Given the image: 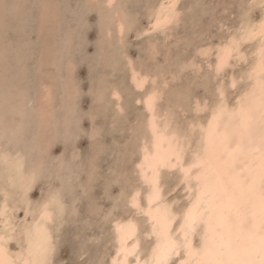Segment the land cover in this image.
Returning a JSON list of instances; mask_svg holds the SVG:
<instances>
[{"label":"snow or ice","instance_id":"1","mask_svg":"<svg viewBox=\"0 0 264 264\" xmlns=\"http://www.w3.org/2000/svg\"><path fill=\"white\" fill-rule=\"evenodd\" d=\"M178 5L179 0L149 4L143 30L139 14L133 24L126 5H119L120 42L126 43L127 32H136L135 40L146 42L137 51L155 53L152 40L166 37L180 22ZM9 7L4 4L5 10ZM88 7L111 10L118 6L115 0H106ZM240 9V28L224 31L221 25V32L212 37L219 44L209 41L207 48L189 44L185 49L192 61L181 71L195 68L198 59L207 65V98L190 102L182 122L174 115H157L156 102L167 82L161 86L158 77L146 72L140 55L133 53L135 59L126 55L131 83L126 77L124 88L149 93L136 104L145 105L150 135L133 154L140 159L138 164L125 158L122 165L110 169L100 200L109 201L111 207L89 198L86 219H82L72 187L74 177L64 175L63 168L36 166L28 154L16 151L12 141L0 148V169L10 179L28 188L48 183L47 194L42 189L37 200L39 220L33 213L30 225L26 214L11 235L7 228L0 229V264H264V0H250ZM257 12L260 19L253 23ZM192 48L198 51L193 53ZM107 104L123 113V92L114 90ZM77 115L91 122L84 134L94 141L98 130L93 110ZM112 127H118L115 120ZM95 175L92 161L89 183L95 182ZM80 186L87 188L82 180ZM117 187L120 191L113 197ZM5 214L0 212V219ZM72 223L82 225L86 238L75 259L61 260L57 241L65 225ZM16 232L26 238L28 247L25 251V240L19 239L21 252L13 257L6 244Z\"/></svg>","mask_w":264,"mask_h":264},{"label":"rangeland","instance_id":"2","mask_svg":"<svg viewBox=\"0 0 264 264\" xmlns=\"http://www.w3.org/2000/svg\"><path fill=\"white\" fill-rule=\"evenodd\" d=\"M42 1L44 0H0V38H2L0 39V43L2 42L0 44V117L4 116L1 117L2 119L0 118V128L4 130L3 134L0 135V144H2L0 148L8 144L9 141L13 140L14 143V140H16V149H23L25 154L30 155L31 159H34L33 163L36 166L45 167L44 169H50L51 167V169L57 171L61 167L69 168L65 170L67 173L63 172V174L66 176L71 174L70 176L75 178V183L72 187L75 188L78 198L77 211L81 213V217L83 216L82 219H86L85 214L89 198L98 200L105 207H111L109 201L100 200V197L104 195L105 185L108 183L110 169H116L118 163L122 165L125 158L132 161L137 157L133 154L137 152V143L140 137V128L138 126L142 121V114L140 113L141 106L137 105L135 101L136 96L139 94L135 90L127 91L124 88L126 77L127 83L130 85L129 72L126 71L125 64L127 63L126 55L131 59L136 58L133 53L140 55L145 63L146 70H154L155 68L159 70L160 68V71L168 75L172 69L175 72V74L173 73L174 77H166L167 84H169L168 98L165 94L160 103L163 106L168 100H173V97L169 98L171 91L176 93L187 88V93L190 96L188 100V95L186 96L185 103L188 105L185 104V107L188 109L191 97L194 94L198 97L205 95L204 78L207 76L205 74L207 65L200 66L205 69L203 74L201 68L198 70L196 68H188L181 71V67L185 65L183 63L192 58V55L186 54L185 49L189 44L200 45L215 41L212 40V37L217 36L221 32V25H223L224 31L232 29L241 17L240 5L250 2V0H179L178 8L182 13L180 22L169 31L166 37L159 35L152 40V45L156 50L155 53H140L137 51L138 47L141 44H146V42L143 40L136 41V32H127L125 34V44L120 42V37L115 33H112L111 36H105L103 26H101V11L100 9L88 7L92 5L89 0L53 1V5H56L57 16L47 21L46 24H43V20L42 22L40 20L43 12L42 10L40 11ZM156 2L158 0H117L116 3L118 7L121 4L126 5V11L130 15L133 24H135L137 14H139V23L141 30H143L147 24V6ZM5 3L12 7L5 10ZM258 15L259 13L257 12L253 17L255 18ZM210 23L212 24L211 28L208 27ZM43 26L44 29L41 28ZM23 44L24 46H22ZM128 44H131V46L128 47ZM192 49L191 52L195 53L194 51L197 48ZM102 55H104V58ZM197 61L199 62V59ZM68 64L70 65L69 68ZM152 67L153 69H151ZM46 79L47 81H45ZM46 82L51 86V101L49 100L48 103H44L46 101L40 97L41 85ZM113 88L123 92L122 107L124 112L121 114L117 113L115 106L110 107L107 104V101L112 99L111 90ZM17 92L22 94L18 93L19 95L17 96L15 94ZM8 95L12 98L14 97V99L8 98ZM15 99H20L22 104ZM136 105L140 107L139 110ZM16 106H18V109ZM9 109L11 110L9 111ZM90 109L93 110L97 120L96 127L98 132L94 141L90 139L89 135L84 134L85 129L91 128V122L81 120L77 115L78 113L88 112ZM21 110H24V113ZM183 112H181L182 114L177 113L179 117L182 115L180 117L182 120L185 115ZM5 113L6 115H2ZM40 118H44V127L39 126ZM114 120L118 125L116 129L112 127ZM19 125L21 126L19 127ZM9 127L11 130H9ZM14 127L15 129L12 131ZM23 128L24 130H22ZM26 131L28 135H24ZM6 133H8V136L10 134L9 139ZM20 136L21 138H19ZM63 158H66L67 164ZM92 161H95L96 175L95 182L89 183ZM132 167L134 165L130 164L128 166L129 169ZM65 168H63V171ZM81 180L87 184L86 189L80 186ZM2 185L4 183L0 180V187ZM56 187H60L58 181L56 182ZM42 189L46 194L48 191L47 181L27 188L26 195L27 200L29 199L28 202L31 204H29L30 207L37 204L38 198L41 197ZM10 190V194L15 190L17 191L9 196L8 204L11 205L9 219L12 220L10 216L14 215L16 217L15 221L20 222L23 219L22 214L25 203L22 200L23 197L19 189L10 188ZM119 191L118 187L115 188L112 192L113 197ZM16 194H18V197ZM1 195L2 191L0 192V198ZM80 197H83V200H79ZM71 202L72 199L70 197L67 203L71 204ZM19 206L20 209L18 208ZM13 211L15 212L13 213ZM91 234L92 230L89 232V235ZM95 235L99 236L98 230H95ZM85 238L82 225L75 223L65 225L57 241L59 259H75V254L79 253ZM10 246L15 249L17 240H12ZM96 250V246L93 245L92 251L95 252ZM99 251L103 252V243L99 246Z\"/></svg>","mask_w":264,"mask_h":264},{"label":"bare ground","instance_id":"3","mask_svg":"<svg viewBox=\"0 0 264 264\" xmlns=\"http://www.w3.org/2000/svg\"><path fill=\"white\" fill-rule=\"evenodd\" d=\"M53 1H55V0H44V1H42V7H41V9H40V11L42 10L43 12H42V18L40 19L41 20V22H42V20H43V24L45 23L46 24V22L47 21H49L50 19H52L53 17H55V16H57V12L55 11L56 10V5H53L54 3H53ZM90 1V3L92 4V5H99V4H102V3H105L106 2V0H89ZM39 2V1H38ZM57 2V1H56ZM117 2V0H115V3ZM40 3V2H39ZM38 3V4H39ZM157 3V2H156ZM82 4V3H81ZM117 4V3H116ZM39 5H41V4H39ZM79 6V5H78ZM86 6V5H85ZM118 6V5H117ZM145 6V5H144ZM70 7V6H69ZM18 8V7H17ZM33 8V7H32ZM132 8V7H131ZM39 9V8H38ZM67 9V8H66ZM82 9V8H81ZM89 11V10H88ZM101 11V26H103V33H104V35L105 36H109V33H115L118 37H120L119 36V19H118V17H117V12L118 11H120V9H119V7H117V8H115V9H111V10H108V9H103V10H100ZM129 11V10H128ZM178 11L180 12V9L178 8ZM25 15V14H24ZM62 15V14H61ZM14 16V15H13ZM12 16V17H13ZM11 17V18H12ZM147 17V16H146ZM38 19V18H37ZM259 19H260V16L258 15L257 17H253V23H256V22H258L259 21ZM39 20V21H40ZM147 20V19H146ZM229 20V19H228ZM38 21V22H39ZM8 22V21H7ZM13 22V21H12ZM19 22V21H18ZM31 22V21H30ZM133 22V21H132ZM214 22V21H213ZM40 23V22H39ZM54 23V22H53ZM147 23H148V21H147ZM241 23H242V20H241V17H240V19H239V21L237 22V24L232 28V30H237V29H239L240 28V26H241ZM219 24V23H218ZM227 24V23H226ZM14 25H15V23H14ZM40 25V24H39ZM198 25V24H197ZM42 26V25H41ZM227 26V25H226ZM145 27H147V24H146V26ZM232 27V26H231ZM42 29H44V26L43 27H41ZM224 28V27H223ZM228 28V27H227ZM19 29V28H18ZM47 29H49V28H47ZM226 29V28H225ZM172 30V29H171ZM13 31V30H12ZM48 32V31H47ZM71 34V33H70ZM100 34V33H99ZM43 36V35H42ZM1 37V36H0ZM170 37V36H169ZM69 38V37H68ZM107 38V37H106ZM114 38V37H113ZM0 39H2V38H0ZM4 39V38H3ZM40 39V38H39ZM119 39V38H118ZM170 39V38H169ZM8 40V39H7ZM2 41V40H1ZM11 41V40H10ZM167 41V40H166ZM213 44H219L220 43V40L219 39H217V40H215V41H211ZM2 43V42H1ZM0 43V44H1ZM4 43V42H3ZM71 43V42H70ZM66 44V43H65ZM69 45V44H68ZM71 45V44H70ZM13 46V45H12ZM22 46H24V44L22 45ZM109 46V45H108ZM210 46V44L207 42V43H203V44H200L199 45V47H201V48H207V47H209ZM4 47H5V45H4ZM9 47V46H8ZM68 47V46H67ZM71 47V46H70ZM120 47H122V46H120ZM154 47V46H153ZM40 48V47H39ZM155 48V47H154ZM4 49V48H3ZM70 50V49H69ZM112 50V49H111ZM192 50H194V49H192ZM255 49H253V51H254ZM5 51V50H4ZM7 51V50H6ZM54 51V50H53ZM121 51V50H120ZM196 51H198V48L196 49ZM196 51H194V52H196ZM27 53H28V51H26ZM63 52H64V50H63ZM68 52V51H67ZM1 54H3V53H1ZM31 54V53H30ZM43 54V53H42ZM127 54H129V53H127ZM245 54L246 55H250L251 53L250 52H248L247 50H245ZM34 55V54H33ZM51 56V55H50ZM103 56V58H104V55H102ZM129 56H130V54H129ZM168 56V55H167ZM107 57V56H106ZM111 57V56H110ZM185 57V56H184ZM192 57V56H191ZM6 58V57H5ZM8 58V57H7ZM18 58V57H17ZM39 58V57H38ZM38 58H36V59H38ZM102 58V57H101ZM102 58V59H103ZM129 58V57H128ZM148 58V57H147ZM188 58V57H187ZM19 59V58H18ZM49 59V58H48ZM106 59H108V58H106ZM113 59V58H112ZM149 59V58H148ZM167 59V58H166ZM213 59V63L215 62V57H213L212 58ZM72 60V59H71ZM157 60V59H156ZM183 60V59H182ZM3 61H5V60H3ZM69 61V60H68ZM108 61V60H107ZM170 61V60H169ZM168 61V62H169ZM192 61V58L191 59H189L187 62H185V63H183V64H188V63H190ZM37 62V61H36ZM47 62V61H46ZM183 62V61H182ZM61 63V62H60ZM60 63H59V65H60ZM69 63H71V62H69ZM158 63V62H157ZM170 63V62H169ZM126 64V63H125ZM153 64V63H152ZM155 64V63H154ZM195 64H196V69L198 70L199 68H201L200 66H201V64H200V60H199V62L196 60L195 61ZM5 65H7L6 63H5ZM32 65V64H31ZM11 66V65H10ZM69 64H68V68H69ZM203 66V65H202ZM67 67V66H66ZM150 67V66H149ZM182 68V67H181ZM194 68V69H195ZM43 69V68H42ZM63 69V68H62ZM151 69H153V67L151 68ZM163 69H165V68H163ZM8 70H9V68H8ZM139 70V69H138ZM167 70V69H166ZM172 70V69H171ZM171 70L168 72L169 74L168 75H166V74H164V72L163 71H160V68H159V70H156V68L154 69V70H146L145 69V71L147 72V71H151L152 72V75L154 76V77H158L159 78V81H160V84H161V86H163L164 84H165V82H167V79H166V77L168 76V77H174V75H173V73L175 74V72H173V70H172V72H171ZM38 72V71H37ZM58 72V71H57ZM167 72V71H166ZM69 73H70V71H69ZM176 73H178V72H176ZM70 74H72V73H70ZM203 74V73H202ZM206 74V73H205ZM14 75V74H13ZM60 75V74H59ZM232 75V73L231 72H229V76H231ZM176 76V75H175ZM202 76V75H201ZM13 77V76H12ZM61 77V76H60ZM172 77V78H173ZM26 78V77H25ZM200 78H202V77H200ZM9 79V78H8ZM58 79H60V78H58ZM129 80H130V83H131V76H130V72H129ZM45 81H47V79L45 80ZM48 81H49V79H48ZM56 81V80H55ZM3 82H4V80H3ZM51 82V81H50ZM206 82H207V76H205V78H204V85L206 84ZM169 83H172V82H169ZM203 83V82H202ZM13 84V83H12ZM173 84V83H172ZM169 85V84H168ZM203 85V84H202ZM173 86V85H172ZM9 87H10V84H9ZM188 87V86H187ZM201 87V86H200ZM20 88V87H19ZM202 88V87H201ZM1 89V88H0ZM51 86H50V84L49 83H44V84H42L41 85V89H40V93H41V98H42V100H44V101H46V102H44V103H48V101L51 99L50 98V96H51ZM174 89V88H173ZM119 91V90H117L116 88H113L112 90H111V97H112V94H113V91ZM198 90V89H197ZM1 91V90H0ZM10 91V90H9ZM64 91V90H63ZM70 91V90H69ZM151 91V88L149 89V92ZM192 91H193V88H192ZM25 92V91H24ZM167 92H169V90H168V87L167 88H165V89H163V95L161 96V98H159L158 99V101L156 102V112H157V115L159 116V117H164L165 115H168V116H172V115H174L175 116V118H176V120L178 121V122H182L183 120L179 117V114L181 113V112H183V111H185V112H187L186 110H188L189 109V106H188V109H187V107H185V104H187V103H185V99H186V96L188 95V97H187V100H188V98H189V94L187 93V88H186V90H183V91H177L176 93H172V91H171V93H169V98L171 99V97H173V100H168V102L166 103V104H164L163 106H162V104L160 103V100H162V98L165 96V94H166V97L168 96L167 95ZM5 93V92H4ZM22 94V93H20V92H17V93H15V94H17V96L19 95V94ZM204 93H205V91H204ZM8 94V93H7ZM13 94V93H12ZM38 94V93H37ZM68 94V93H67ZM70 94H71V92H70ZM149 93H142V94H139V95H137L136 96V98H135V101L136 100H140V99H143V98H146L147 97V95H148ZM24 95V94H23ZM36 95V94H35ZM66 95V94H65ZM109 95V94H108ZM107 95V96H108ZM192 95V94H191ZM195 95V94H194ZM193 95V97H191V103L192 104H194L195 103V101H196V99H201V101H203V99H206L207 97L205 96V95H203V96H194ZM5 96V95H4ZM7 96V95H6ZM9 96V95H8ZM16 96V97H17ZM184 96V97H183ZM183 97V98H182ZM7 98V97H6ZM8 98H11V99H14V97L12 98V97H8ZM7 98V99H8ZM18 98V97H17ZM22 98H24V97H22ZM27 98V97H26ZM168 98V97H167ZM11 99H9V100H11ZM25 99V98H24ZM29 99V98H28ZM33 99V98H32ZM63 99V98H62ZM9 100H6V101H9ZM15 100H19L18 102L19 103H21L20 101V99H15ZM15 100H13L14 102H15ZM71 100V99H70ZM73 100V99H72ZM134 100V99H133ZM16 101V102H17ZM25 101V100H24ZM29 101V100H28ZM40 101V100H39ZM38 101V102H39ZM51 101V100H50ZM63 101V100H62ZM1 102V101H0ZM24 103V102H23ZM42 103V102H41ZM49 103H51V102H49ZM62 103V102H61ZM60 103V104H61ZM6 104V103H5ZM22 104V103H21ZM38 104V103H37ZM70 104V103H69ZM9 105H11V104H9ZM19 105V104H18ZM26 105V104H25ZM27 105H29V104H27ZM39 105V104H38ZM47 105H49V104H47ZM75 105V104H74ZM188 105V104H187ZM189 105H190V103H189ZM5 106V105H4ZM22 106V105H21ZM37 106V105H36ZM50 106V105H49ZM59 106H61V105H59ZM71 106V105H70ZM137 106V105H136ZM139 106H141V114H142V121H141V123H139V128H140V137L138 138V143H137V151H138V149H139V147H141L142 146V142H143V140H144V137H145V135L147 134V135H150V132H149V130H148V128H147V115H145V112H146V109H145V105H143V104H140ZM139 106H137V107H139ZM8 107V106H7ZM17 107V109H18V106H16ZM20 107V106H19ZM24 107V106H23ZM29 107V106H28ZM38 107V106H37ZM3 108V107H2ZM10 108V107H9ZM27 108V107H26ZM42 108V107H41ZM46 108H47V106H46ZM4 109V108H3ZM2 109V110H3ZM11 109H12V107H11ZM11 109H9V111L11 110ZM16 109V110H17ZM24 109V108H23ZM60 109V108H59ZM63 109V108H62ZM70 109V108H69ZM140 109V107L138 108V110ZM186 109V110H185ZM0 110H1V108H0ZM28 110V109H27ZM33 110V109H32ZM38 110V109H37ZM40 110V109H39ZM42 110H43V108H42ZM61 110V109H60ZM76 110V109H75ZM23 113H24V110H21ZM1 112V111H0ZM43 112V111H42ZM65 112V111H64ZM185 112H183L184 114H185ZM8 113V112H7ZM26 113H28V112H26ZM177 113H179V114H177ZM21 114V113H20ZM55 114V113H54ZM57 114V113H56ZM75 114H76V112H75ZM138 115H139V113H137ZM140 114V115H141ZM182 114V113H181ZM2 115H6V113L5 114H2ZM41 115V114H40ZM39 115V116H40ZM45 115V114H44ZM48 115V114H47ZM63 115V114H62ZM66 115V114H65ZM21 116V115H20ZM42 116V115H41ZM75 116V115H74ZM73 116V117H74ZM1 117H4V116H1ZM0 117V118H1ZM13 117V116H12ZM34 118V117H33ZM58 118V117H57ZM69 118V117H68ZM189 119H191V116H189L188 117ZM2 119V118H1ZM27 119V118H26ZM44 119V118H43ZM42 118H40V122H39V126H41V127H44V125H45V121L43 120ZM141 119V118H140ZM183 119H184V117H183ZM4 121H5V119H3ZM60 120V119H59ZM8 122H9V120H7ZM30 121H32V120H30ZM135 121V120H134ZM139 121V120H138ZM11 122V121H10ZM20 123V122H19ZM32 123V122H31ZM65 123V122H64ZM9 124H11V123H9ZM34 124V123H33ZM47 125V124H46ZM9 126V125H8ZM11 126V125H10ZM21 125H19V127H20ZM163 126V124H161V127ZM7 127V126H6ZM16 127V126H15ZM15 127L13 128V130L12 131H14V129H15ZM28 128V127H27ZM47 129V128H46ZM70 129V128H69ZM138 129V128H137ZM9 130H11L10 129V127H9ZM21 130V129H20ZM19 130V131H20ZM22 130H24V128L22 129ZM26 130H28V129H26ZM3 128L1 129L0 128V135L1 134H3ZM29 131V130H28ZM33 131V130H32ZM46 131V130H45ZM10 132V131H9ZM21 132V131H20ZM135 132H138V131H135ZM17 133V132H16ZM7 134V136H8V133H6ZM136 134V133H135ZM139 134V133H138ZM24 135H28L27 134V131H26V134H24ZM68 135V134H67ZM2 136H5V135H2ZM11 136H13V135H11ZM14 137H15V135H14ZM27 137V136H26ZM5 138H7L6 136H5ZM10 138V134H9V136H8V139ZM16 138V137H15ZM19 138H21V136L19 137ZM18 138V139H19ZM136 138H137V136H136ZM30 139V138H29ZM1 140V139H0ZM12 140V139H11ZM19 140H21V139H19ZM25 140H27V139H25ZM8 141V140H7ZM15 142V144H16V140H14ZM28 141V140H27ZM12 142H13V140H12ZM30 142V141H29ZM23 144V143H22ZM0 145H2V144H0ZM18 145H19V143H18ZM135 145V144H134ZM20 147V146H19ZM44 147V146H43ZM25 149V148H24ZM28 150V149H27ZM26 150V151H27ZM16 151H18V152H20V154L21 155H24L25 153H24V150L22 149H16ZM29 151V150H28ZM39 151H41L40 149H39ZM29 153V152H28ZM34 153H35V151H34ZM44 154V153H43ZM32 155V154H31ZM42 155V154H41ZM30 156V155H29ZM37 157V156H36ZM39 157V156H38ZM41 159H42V157H41ZM56 159V158H55ZM64 159V158H63ZM34 159H32V161H33ZM65 161H66V158L64 159ZM50 161V160H49ZM48 161V162H49ZM44 162V161H43ZM51 162V161H50ZM63 162V161H62ZM140 162V159L138 158V157H136V159H135V163H139ZM65 163V162H64ZM52 164H53V161H52ZM62 164V163H61ZM60 164V165H61ZM66 164H67V161H66ZM68 164H69V162H68ZM59 165V166H60ZM53 166H54V164H53ZM63 166V165H62ZM64 166H65V164H64ZM70 166V165H69ZM41 167V166H40ZM49 167V166H48ZM61 167V166H60ZM59 167V168H60ZM45 168V167H44ZM59 168H57V169H59ZM62 168V167H61ZM60 168V169H61ZM63 168H65V167H63ZM50 169H51V167H50ZM59 169V170H60ZM67 169V167L64 169V173L66 174L67 173V171H65ZM69 169V168H68ZM67 169V170H68ZM58 170V171H59ZM74 172V171H73ZM69 173V172H68ZM73 174V173H72ZM71 175V174H70ZM69 175V176H70ZM0 180H1V182L2 183H4V185H2V187H0V192L2 191V195H1V198H0V212H2V211H6V214L5 215H3V217H2V219H0V229H3V228H7L8 229V231H9V234L11 235V232H12V229H14V228H18L20 225H21V223L25 220V217H26V214H27V220H28V223L31 225V224H33L34 223V217H33V213H36V216H35V220H39V214H38V207H39V205L38 204H35L34 206H32V207H30L29 206V202H28V200H27V195H26V190H27V186H22L20 183H18L16 180H14V179H10L4 172H3V170L2 169H0ZM77 180V179H76ZM73 186V185H72ZM10 188H17V189H19L20 190V192H21V194H22V197H23V202L25 203V205H24V210H23V219L20 221V222H16L15 221V216L14 215H11L10 217L12 218V220L11 219H9V213H10V206L11 205H9L8 204V202H9V196L11 195V194H13V193H15V191H17V190H15V191H13L11 194H10V192H11V190H10ZM30 190V189H29ZM45 190V189H44ZM30 192V191H29ZM29 192H27V193H29ZM81 193V192H80ZM19 194V193H18ZM18 194H16L17 195V197H18ZM47 194V193H46ZM81 195V194H80ZM21 197V196H20ZM29 197V196H28ZM16 200H17V198H16ZM80 200V199H79ZM82 200H83V198H82ZM13 201V200H12ZM11 201V202H12ZM11 202H10V204H11ZM21 202V201H20ZM43 201H41V203H42ZM67 202V201H66ZM17 203V202H16ZM68 203H69V201H68ZM78 203V202H77ZM21 204H23V203H21ZM21 204H20V206H21ZM18 205H19V203H18ZM31 205V204H30ZM14 206H15V204H14ZM20 206L18 207L19 209H20ZM17 207V206H16ZM23 207V206H22ZM15 208V207H14ZM11 209H12V207H11ZM15 210V209H14ZM15 211H13V213H14ZM11 214V213H10ZM22 218V217H21ZM82 218H83V216H82ZM14 219V220H13ZM20 220V219H19ZM16 236H18L17 238H16ZM14 239H16L17 241L19 240V239H24L25 240V244H24V250L26 251V249H27V247H28V245H27V240H26V238H24V237H22L21 236V234H20V232H16V234H15V236H13L12 237V239L6 244V248H7V250H8V254L9 255H11V256H13V257H15L17 254H19L20 252H21V249L17 246H15L16 248L15 249H13L11 246H10V243H11V241L12 240H14Z\"/></svg>","mask_w":264,"mask_h":264}]
</instances>
